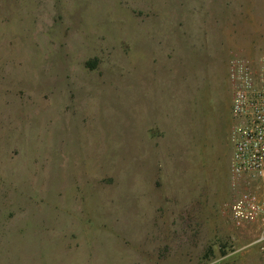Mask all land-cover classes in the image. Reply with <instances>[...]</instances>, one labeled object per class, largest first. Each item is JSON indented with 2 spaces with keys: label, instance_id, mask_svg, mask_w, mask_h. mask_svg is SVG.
<instances>
[{
  "label": "rangeland",
  "instance_id": "obj_1",
  "mask_svg": "<svg viewBox=\"0 0 264 264\" xmlns=\"http://www.w3.org/2000/svg\"><path fill=\"white\" fill-rule=\"evenodd\" d=\"M224 31L251 40L249 54L231 41L221 46L228 68L239 58L259 72L264 0H0V262L47 263L70 222L94 229V217L107 224V208L124 207V195L147 196V182L164 171L155 132L144 130L147 87L180 89L188 71L217 70L208 42ZM217 145L216 187L225 195L232 146ZM233 195L215 207V230L226 237L200 264L264 253L257 225L252 237L234 236L252 225L231 223Z\"/></svg>",
  "mask_w": 264,
  "mask_h": 264
},
{
  "label": "crops",
  "instance_id": "obj_2",
  "mask_svg": "<svg viewBox=\"0 0 264 264\" xmlns=\"http://www.w3.org/2000/svg\"><path fill=\"white\" fill-rule=\"evenodd\" d=\"M220 35L221 32L212 33L208 42L214 51L210 53L218 57L217 70L207 68L202 76L198 70L190 71L191 75L188 71L191 79L186 80V85L180 89L175 84L164 87L170 93V100L166 101L169 110L164 107L163 112L161 107L165 104L164 88L161 91L157 84L147 87L144 130L146 134L155 132L154 154L161 157L164 165L162 174L147 182V196L138 201L124 195V207H112L109 212L108 207L104 214L107 224L102 215H96L94 229L78 231L70 222L43 264H200L205 252L220 249L214 241L224 239L226 232L215 230L220 226L215 207L230 191L234 192L233 198L237 192L231 187L229 175L233 147L224 156L223 172L228 175L225 195L216 185L221 173L215 165L217 143L227 141V147L228 141L231 144L232 126L227 51L221 46L231 41L243 45L249 54L251 44L249 35L227 38L225 31ZM140 90L142 106V86ZM152 104L160 113L157 121L151 116ZM148 150L152 151L151 145ZM168 157L169 162L165 161ZM135 202H140L139 207ZM115 210L117 213L112 216ZM254 231L252 224L234 236L239 239L242 233L252 237ZM257 253L259 250L227 255L220 264H264V253L262 259ZM0 264L13 263L5 260Z\"/></svg>",
  "mask_w": 264,
  "mask_h": 264
},
{
  "label": "built area",
  "instance_id": "obj_3",
  "mask_svg": "<svg viewBox=\"0 0 264 264\" xmlns=\"http://www.w3.org/2000/svg\"><path fill=\"white\" fill-rule=\"evenodd\" d=\"M232 88L229 161L231 187L237 192L229 206L230 221L236 228L257 225L264 240V67L234 58L229 62ZM220 264V263H218Z\"/></svg>",
  "mask_w": 264,
  "mask_h": 264
}]
</instances>
